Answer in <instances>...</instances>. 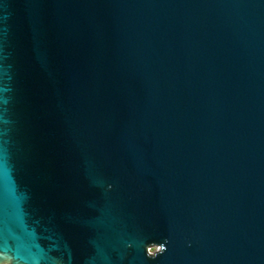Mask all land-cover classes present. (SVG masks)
Instances as JSON below:
<instances>
[{
    "label": "water",
    "instance_id": "water-1",
    "mask_svg": "<svg viewBox=\"0 0 264 264\" xmlns=\"http://www.w3.org/2000/svg\"><path fill=\"white\" fill-rule=\"evenodd\" d=\"M0 264H264V0H0Z\"/></svg>",
    "mask_w": 264,
    "mask_h": 264
},
{
    "label": "rangeland",
    "instance_id": "rangeland-1",
    "mask_svg": "<svg viewBox=\"0 0 264 264\" xmlns=\"http://www.w3.org/2000/svg\"><path fill=\"white\" fill-rule=\"evenodd\" d=\"M151 252L153 251V249L150 250Z\"/></svg>",
    "mask_w": 264,
    "mask_h": 264
}]
</instances>
